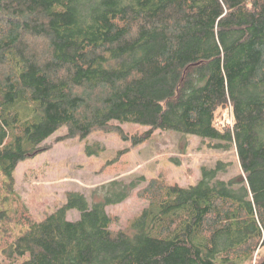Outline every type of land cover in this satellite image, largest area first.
I'll list each match as a JSON object with an SVG mask.
<instances>
[{"label": "trees", "instance_id": "16d2710c", "mask_svg": "<svg viewBox=\"0 0 264 264\" xmlns=\"http://www.w3.org/2000/svg\"><path fill=\"white\" fill-rule=\"evenodd\" d=\"M127 122L147 129L129 135ZM61 127L59 141L102 131L138 145L171 129L233 144L241 173L222 179L217 161L187 186L153 177L122 229L106 206L144 176L107 181L91 201L68 191L36 220L15 169L49 148L40 128ZM0 233L8 264H264V0H0Z\"/></svg>", "mask_w": 264, "mask_h": 264}, {"label": "rangeland", "instance_id": "374dc122", "mask_svg": "<svg viewBox=\"0 0 264 264\" xmlns=\"http://www.w3.org/2000/svg\"><path fill=\"white\" fill-rule=\"evenodd\" d=\"M225 123H231L229 105L220 107L215 112L216 127L222 129ZM121 126L129 135L147 129L141 124L128 122ZM65 130L64 127L40 128L39 132L47 137L44 143L49 148L20 161L15 169V194L36 220H41L59 207L68 191H79L91 201V191L107 181H130L144 176L145 182L124 201L106 206V212L117 217L112 228L122 229L148 204L139 197L137 190L153 177L161 175L169 183L187 186L198 181L203 166L213 167L217 161L227 163L226 169L219 173L220 178L227 180L241 173L233 144L226 150L211 148L207 138L171 129H156L150 139L138 145L122 140L115 133L102 131H94L84 138L57 140ZM95 144L100 150L90 153L95 149ZM11 200L10 197L5 205L9 206L14 215L15 209L20 206L13 204ZM66 217L68 220H76L79 212L70 210ZM8 228L15 229L14 221L8 224ZM258 250V257H264V245ZM1 258L0 255L2 264H8L7 260ZM239 264H255V256L252 261L244 260Z\"/></svg>", "mask_w": 264, "mask_h": 264}]
</instances>
